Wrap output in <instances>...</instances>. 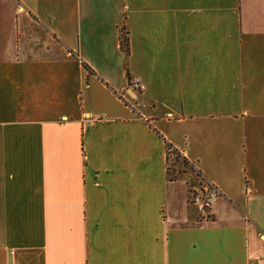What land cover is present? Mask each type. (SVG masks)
<instances>
[{
  "label": "crops",
  "instance_id": "1",
  "mask_svg": "<svg viewBox=\"0 0 264 264\" xmlns=\"http://www.w3.org/2000/svg\"><path fill=\"white\" fill-rule=\"evenodd\" d=\"M0 264H264V0H0Z\"/></svg>",
  "mask_w": 264,
  "mask_h": 264
},
{
  "label": "built area",
  "instance_id": "2",
  "mask_svg": "<svg viewBox=\"0 0 264 264\" xmlns=\"http://www.w3.org/2000/svg\"><path fill=\"white\" fill-rule=\"evenodd\" d=\"M129 89L132 91L141 92L143 85L136 78L129 81ZM218 190L210 184L203 183L190 193V203L197 206L202 217L207 218L211 201L218 196Z\"/></svg>",
  "mask_w": 264,
  "mask_h": 264
},
{
  "label": "rangeland",
  "instance_id": "3",
  "mask_svg": "<svg viewBox=\"0 0 264 264\" xmlns=\"http://www.w3.org/2000/svg\"><path fill=\"white\" fill-rule=\"evenodd\" d=\"M189 166L182 161L180 157H175L174 155L170 156L168 162V173L170 179H175L177 177H184L189 171Z\"/></svg>",
  "mask_w": 264,
  "mask_h": 264
},
{
  "label": "trees",
  "instance_id": "4",
  "mask_svg": "<svg viewBox=\"0 0 264 264\" xmlns=\"http://www.w3.org/2000/svg\"><path fill=\"white\" fill-rule=\"evenodd\" d=\"M120 45L122 50H124L126 53H128V39L125 35H122L120 38ZM85 68L87 70H89V68L87 66H85ZM174 155L176 158L180 157L182 159V161L184 162V164L186 163L185 159L183 157H181V155L175 151L174 149H172L169 145L167 146V160L169 162L170 160V156ZM187 164V163H186ZM168 177H169V173H168ZM170 179V178H169Z\"/></svg>",
  "mask_w": 264,
  "mask_h": 264
},
{
  "label": "water",
  "instance_id": "5",
  "mask_svg": "<svg viewBox=\"0 0 264 264\" xmlns=\"http://www.w3.org/2000/svg\"><path fill=\"white\" fill-rule=\"evenodd\" d=\"M130 94L133 95V92L130 91Z\"/></svg>",
  "mask_w": 264,
  "mask_h": 264
}]
</instances>
